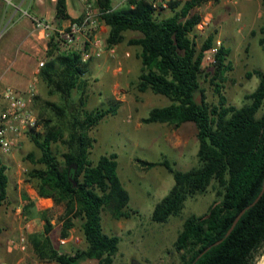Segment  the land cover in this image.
<instances>
[{
    "label": "trees",
    "instance_id": "obj_1",
    "mask_svg": "<svg viewBox=\"0 0 264 264\" xmlns=\"http://www.w3.org/2000/svg\"><path fill=\"white\" fill-rule=\"evenodd\" d=\"M209 2L219 0H171L172 15L168 17L159 15L160 6L154 8L150 0L131 1L122 9H114L111 0H97V5L105 11L102 22L110 28L109 46L124 42L127 32L142 35L129 41L141 50L137 90L151 91L170 101L169 106L153 108L142 123L179 128L192 122L198 129V167L180 171L167 160L140 161L146 170L165 167L175 180L173 188L154 208L152 220L156 223L182 217L189 199L211 190L215 193L216 199L204 215H191L184 221L174 243L178 264H193L205 249L221 240L195 264H255L264 249V193L230 235L227 233L237 215L254 203L264 187V72L248 73L249 78L258 76L260 81L255 91L245 95L242 106L227 102L221 84L232 70L227 63L230 49L221 46L210 76L203 69V55L215 39L208 37L200 48L196 40V30L202 22L197 10ZM57 15L70 19L65 0H58ZM260 32L259 43L264 51V27ZM86 66L78 53L57 54L50 41L40 79L50 96H60L61 104L47 103L55 120L44 123L43 134L35 129L28 133L41 152L39 157L34 153L26 157L33 165L28 182L34 184L41 197L65 207L61 238L69 237L79 222L86 245L71 253L60 252L51 238L52 222L44 213L43 235H32L30 240L40 260L57 264L88 260L114 264L121 238L105 232L103 213L108 211L116 220L132 214L129 193L118 174L117 154L102 156L96 163L91 160L96 142L91 132L105 117L117 115L118 103L106 110L88 111L83 99L72 101L74 92L83 93L87 86ZM209 76L220 97L217 105L196 99L198 94H204L201 79ZM8 187V169L0 165V208L8 199Z\"/></svg>",
    "mask_w": 264,
    "mask_h": 264
},
{
    "label": "rangeland",
    "instance_id": "obj_2",
    "mask_svg": "<svg viewBox=\"0 0 264 264\" xmlns=\"http://www.w3.org/2000/svg\"><path fill=\"white\" fill-rule=\"evenodd\" d=\"M118 1L121 0H113L114 3ZM25 9L27 10L28 7ZM197 12L201 14L202 19L206 20V24L202 25L203 27L198 26L196 30L199 48L208 37L213 36L214 41L219 40L222 45L230 49L227 63L231 64L232 70L225 74V81L221 84L223 85L222 94L229 104L242 106L245 103V95L255 91L260 81L258 76L249 78L248 73L254 70L264 72V51L259 43L262 37L260 29L264 27L263 0H219L217 3L204 4ZM163 15L171 16L172 12L168 9L163 11ZM138 35L140 34L137 32L125 34L127 38ZM103 39L107 44L106 52L101 58L93 59L87 63V71L84 76L87 86L83 93L75 91L72 101L78 103L80 99H83L88 111L106 110L118 103L117 115L105 117L99 126L91 132V136L96 140L91 160L96 163L102 156L117 154L119 174L123 183L128 189L139 191L137 203L132 202L129 205V209L132 211L130 218L116 220L108 211L103 213L105 232L121 238L120 249L114 258V264H178L179 255L174 250V243L182 230L184 221L191 215H204L216 199L215 193L211 190L204 196L189 199L182 217L172 218L165 224L156 223L152 220L154 208L170 192L175 180L168 170L160 167L146 170L141 168L139 163L140 161L160 162L167 159L177 170H190L198 167L199 142L196 135L198 129L192 124L193 126L185 133V138L191 140L186 146L174 150L170 141H167V138H170L172 134V131L167 129L168 126L162 130H155L162 126L160 123L139 126L142 118L147 117L153 108L167 106L170 101L151 91L140 93L136 87L138 81L133 78H130L131 83L125 100H116L115 96L110 94V90L115 85L112 75L104 72L98 73L99 68L96 67L95 70L92 65L98 60L103 62L105 58L109 64L115 62L118 65L125 52L116 50L115 53H109L114 47L108 45L105 37ZM120 48L132 51L129 59L138 61V56H136L138 48L127 44H122ZM40 61L38 60V64ZM209 74L212 76L213 73ZM210 76L201 79V88L204 94H198L196 99L199 103L205 100L208 104L217 105L220 102V97L215 91L216 87L210 82ZM36 86L38 95L32 106L38 118L35 132L43 134L44 123L48 119L55 120L54 113L47 103L61 104V98L59 95L50 96L46 85L39 80ZM24 145L23 159L10 172L11 182L8 187L10 198L6 208L11 210L12 221L8 225L0 223V238L11 241L18 239L22 233L26 234L29 237L28 251L26 253L15 251L14 254L22 257L28 256L29 263L32 264H57L40 260L30 240L32 235H43L45 221L42 216L44 213L52 222L51 238L54 246L60 252L71 253L74 249H84L85 241L80 231V224L76 222L71 234L82 239V242L78 245L70 242L61 246L64 206L56 205L53 200H43L37 204L38 200L32 201L28 197V202L21 204L20 194L18 190H15L14 185L20 180L35 188L33 183L28 182V172L33 168V165L26 160V157L30 153H34L37 157L41 155L30 135L22 147ZM161 171H164L166 179L159 180L158 173ZM147 193L151 195L148 196ZM25 194L28 195V192L26 191ZM26 205H31L27 211L25 210ZM18 209H20L19 213ZM28 223H30V228L27 231ZM263 258L264 249L257 257L255 264H261ZM80 264H98V262L88 260Z\"/></svg>",
    "mask_w": 264,
    "mask_h": 264
},
{
    "label": "crops",
    "instance_id": "obj_3",
    "mask_svg": "<svg viewBox=\"0 0 264 264\" xmlns=\"http://www.w3.org/2000/svg\"><path fill=\"white\" fill-rule=\"evenodd\" d=\"M111 1L114 9H122L130 6L128 0H121L116 3H114L113 0ZM159 5V15L162 17H168L163 15V11L168 9L171 10L169 7V0H160ZM57 6L58 0H0V79L3 84L12 86L21 92H26L35 80V77H37V81L39 80L42 82L40 74H38V60H45L47 62L48 53L50 51V41L45 38L44 30L35 27L33 20L36 18L42 19L56 27L65 28L68 27L73 20L79 19L84 12V4L80 0H65L66 13L70 19H62L57 15ZM25 7H28V9L26 10ZM109 32V26L102 22L99 33L100 37H105V39H107ZM141 37V34L137 37L127 38L125 36L124 42L114 46V48L109 51V53H115L114 51L116 50L125 52V54L121 56L122 59L121 62H118V65H116L115 62H110V65L106 58L103 62H99L100 60L93 62L92 67H94L95 70L96 67L99 68L98 73L104 72L105 74L112 75V80L115 81V85L110 90V94L112 93L116 100H125L131 79L133 78L138 81L142 68V64L139 63L141 62L139 58L138 61L129 59L132 51L129 52L120 47L122 44L131 46L129 44L131 39ZM136 48H138L136 51V56H138L141 50L139 47ZM160 124L162 126L155 130L166 129L168 126L167 129L169 131L171 130L172 134L170 138H167V141H170L174 150L186 146L189 140H191L185 138V133L189 131L194 123H184L179 128H174L168 124ZM141 125H143L142 120L139 123V126ZM185 127H187V129L184 130ZM24 147L25 145L23 147L21 145L9 155L0 154V165L7 167L9 183L11 182L10 172H12V170L19 165L20 160L23 159L22 153ZM139 165L143 168L140 163ZM158 167L167 170L163 166ZM158 175L159 180L166 179L164 171L159 172ZM122 184L129 193L130 204L132 202L137 203V195L139 191L137 189H128L123 181ZM14 188L15 190H18L20 194L21 204L28 202L27 197L32 201L38 200L39 202H37V204L43 200L51 201V199L41 197L36 188L29 184H25L23 181L19 180L18 183H15ZM26 191L28 192V195L25 194ZM147 195L150 196L151 194L147 193ZM9 198L10 194H8L6 203L0 208V223L5 225L10 224V221H12L11 210L6 208V205L9 203ZM17 212L19 213L20 209H18ZM14 252L15 251L9 246V240L5 241L0 238V264H32L29 263L30 258H28V256L22 257L21 255L14 254Z\"/></svg>",
    "mask_w": 264,
    "mask_h": 264
},
{
    "label": "built area",
    "instance_id": "obj_4",
    "mask_svg": "<svg viewBox=\"0 0 264 264\" xmlns=\"http://www.w3.org/2000/svg\"><path fill=\"white\" fill-rule=\"evenodd\" d=\"M84 4L82 16L70 23L68 27L59 28L42 19H34L37 29L45 31V38L53 42L57 54L75 52L81 56L83 63L101 58L106 52V42L100 37L102 17L105 11L97 5V0H80ZM136 1V0H128ZM154 8H159L160 0H150ZM206 24L202 19L199 27ZM222 46L221 41H215L213 46L204 52L203 69L206 73H214L217 64V54ZM46 61L38 64V74L45 66ZM37 74V75H38ZM37 77L26 92H21L12 86L3 84L0 79V154L9 155L20 147L28 137V133L38 125V118L32 106L38 95ZM30 223L26 225L27 231ZM70 242L80 244L82 239L70 234L60 239L61 246ZM14 251L26 253L29 246V237L21 234L18 239L9 241Z\"/></svg>",
    "mask_w": 264,
    "mask_h": 264
},
{
    "label": "water",
    "instance_id": "obj_5",
    "mask_svg": "<svg viewBox=\"0 0 264 264\" xmlns=\"http://www.w3.org/2000/svg\"><path fill=\"white\" fill-rule=\"evenodd\" d=\"M263 193H264V187H263V190H262V192H261V194L258 196V198L254 201V203H252L250 206H248V207H246V209H244V210H242L238 215H237V217H236V219H235V221H234V223H233V225H232V227L230 228V230L228 231V233H227V236L228 235H230V233L234 230V228L237 226V224L239 223V221L241 220V218L243 217V215L245 214V212L247 211V210H249L251 207H253L254 205H256L258 202H259V200L261 199V197L263 196ZM222 242V240L221 241H219L218 243H216V244H219V243H221ZM216 244H214L213 246H215ZM213 246H211V247H208L207 249H205L198 257H197V259H196V261L193 263V264H195L203 255H205Z\"/></svg>",
    "mask_w": 264,
    "mask_h": 264
},
{
    "label": "bare ground",
    "instance_id": "obj_6",
    "mask_svg": "<svg viewBox=\"0 0 264 264\" xmlns=\"http://www.w3.org/2000/svg\"><path fill=\"white\" fill-rule=\"evenodd\" d=\"M261 264H264V258H263V260H262Z\"/></svg>",
    "mask_w": 264,
    "mask_h": 264
}]
</instances>
